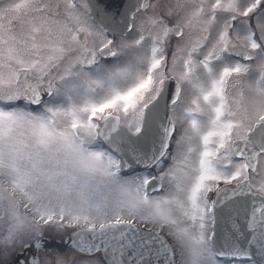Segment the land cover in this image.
<instances>
[{
	"label": "snow or ice",
	"instance_id": "6c2138e0",
	"mask_svg": "<svg viewBox=\"0 0 264 264\" xmlns=\"http://www.w3.org/2000/svg\"><path fill=\"white\" fill-rule=\"evenodd\" d=\"M121 2L0 0V264H264V0Z\"/></svg>",
	"mask_w": 264,
	"mask_h": 264
},
{
	"label": "flooded vegetation",
	"instance_id": "af4514ba",
	"mask_svg": "<svg viewBox=\"0 0 264 264\" xmlns=\"http://www.w3.org/2000/svg\"><path fill=\"white\" fill-rule=\"evenodd\" d=\"M115 0H111V2H109V0H103L101 3L105 4L108 6V11H112L113 9H117V6H119L120 9H122L123 7V3L121 2V0H117L119 1L118 4H116L115 2H113ZM117 19H119V16H117ZM205 86H210L209 83H205ZM203 103V101H201ZM199 115L201 114H191L190 119H195L198 122H205L204 120L208 117L205 114L204 118H202L201 116L199 117ZM195 116V117H194ZM174 147V145H173ZM70 234V233H69ZM59 240V237L57 236V241ZM82 259H102L101 254L99 256H87L84 255L81 257ZM177 259H179V257H177ZM221 261V264H251V258H246V259H235V258H224L221 257L219 258Z\"/></svg>",
	"mask_w": 264,
	"mask_h": 264
},
{
	"label": "rangeland",
	"instance_id": "374dc122",
	"mask_svg": "<svg viewBox=\"0 0 264 264\" xmlns=\"http://www.w3.org/2000/svg\"><path fill=\"white\" fill-rule=\"evenodd\" d=\"M200 116H201L202 118H204L205 114H201V115H199V117H200ZM194 117H195V116H194ZM207 117H208V119L206 118V119L204 120L205 122H202V123H201V122H198V121H197V123L200 124L201 126L205 127V129H206L207 126H208L209 116L207 115ZM169 163H171V160H169ZM84 260H85V259H84ZM86 260H88V259H86Z\"/></svg>",
	"mask_w": 264,
	"mask_h": 264
},
{
	"label": "water",
	"instance_id": "95a60500",
	"mask_svg": "<svg viewBox=\"0 0 264 264\" xmlns=\"http://www.w3.org/2000/svg\"><path fill=\"white\" fill-rule=\"evenodd\" d=\"M102 1H103V0H100V2H102ZM109 2H111V0H109ZM113 2H115L116 4H118L119 1L115 0V1H113ZM133 2H134V0H133ZM241 258H243V257H241Z\"/></svg>",
	"mask_w": 264,
	"mask_h": 264
}]
</instances>
